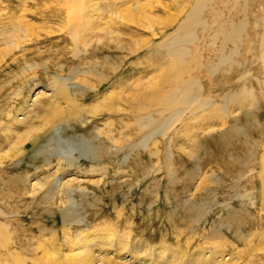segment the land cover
Returning a JSON list of instances; mask_svg holds the SVG:
<instances>
[{"label":"rangeland","instance_id":"1","mask_svg":"<svg viewBox=\"0 0 264 264\" xmlns=\"http://www.w3.org/2000/svg\"><path fill=\"white\" fill-rule=\"evenodd\" d=\"M66 1L0 0V221L25 263L37 239L53 264H264V0H91L77 42Z\"/></svg>","mask_w":264,"mask_h":264},{"label":"bare ground","instance_id":"2","mask_svg":"<svg viewBox=\"0 0 264 264\" xmlns=\"http://www.w3.org/2000/svg\"><path fill=\"white\" fill-rule=\"evenodd\" d=\"M65 3L67 5V11H66V14L65 15H66V18L68 20L69 27H71V28L73 27V29H75L72 38H73V40L75 42H77L79 40V37L81 36L80 35L81 30H83V29L88 30V28L93 24V21L90 20V17H91V15H92L93 12H96L97 9H99V6L100 5L98 6V4L92 3L91 0H73V1L68 0ZM73 8H80L81 9V11H79V13H78V17L76 19V22H74L73 19H72L73 22L70 20L71 17H70V14L69 13L71 12V10ZM199 10L200 9L198 8V12H199ZM44 18H46V16ZM16 30L18 32L19 31L21 32V28L20 27H16L14 30L12 29L13 33ZM184 38L185 39H189V40L191 39V37H188L187 35H185ZM9 40H10L9 38L7 40L4 38V40L2 39V42L3 43H8ZM180 41H181V39L178 38L176 40V42L172 44L171 47H173L174 45H176ZM182 41H184V40L182 39ZM179 44H181V43H179ZM179 44H178V46H179ZM171 53H172L171 55L175 56L174 54L175 53L178 54V51L176 49H172ZM176 58L177 57H173V59H176ZM59 81L60 80H58L57 78H55V79H53V82L51 83L52 88H53V91L51 93V97L53 98V101L57 102L59 100H64V99H69V98L71 99V97H70V95H69L66 87H64L63 85H61V83L59 84ZM170 90H172V91H170ZM170 90H169L170 92L168 91V92H165V93H163V92L160 93L162 95V97H163V100L161 99L162 97L160 99H161V101H164L163 104H162V106L164 108H167L168 110L174 109V108L176 109V107L182 106V105H185V104L187 105L190 102V100L192 99V98H190L189 94L186 91H183L182 92V89L179 86L176 89H174V90L172 88ZM110 93H111V90H110ZM37 102H38V96L33 100L34 106L37 105ZM47 106L53 107L52 104L47 105ZM160 107H161V105H160ZM175 109H174V111H175ZM161 110H162V108H160V110L156 111L155 115H157V118H155V116H153L154 113H143V114L142 113H139L140 115L138 117V125L141 126V127H145L147 125L153 124L156 121L162 120L163 119V112L164 111H161ZM16 112H18V114H19L20 112H22V110H17ZM3 114H6L5 117L10 118V120H12V122H14V123H19V122L21 123V121L23 120V119H21L19 117L18 114L16 116L11 115L10 112H8V113L4 112ZM7 128H8L7 126L4 127L3 128V131H7ZM43 129L46 130L45 127ZM28 135L32 136L31 134H28ZM38 138H39V136L32 137L31 138L32 141H33L32 143H34ZM60 168L61 167L58 166L56 168V171H59ZM35 186H36L35 184L32 185L33 188H35ZM33 191H34V189H33ZM29 192H31V191H29ZM29 192H25L24 195L29 194ZM30 194H31V196L34 195L33 192H31ZM2 213L3 212L0 211V216L2 215ZM8 228L9 227H8L7 224H5L4 222L0 221V251H2V253L4 252L12 260L14 259L15 260L14 261L15 264H26L25 263V258H23L22 254H21V249L22 248L20 247L21 246V242H19V240H18L19 238L17 239L15 237L14 231H12V232L11 231H8L7 230ZM106 235L108 237V240H110V241L113 240V235H111L109 232L106 233ZM33 244L35 246H34V248L32 250L34 252V255L31 258V263L32 264H40L41 261H45V262H48L50 264H53L51 262L54 260L53 259L54 258V252H53L54 244H50V246H49L50 248H49V247H47L45 245L44 240H37V239L35 240V243H33ZM101 250L102 249H100L99 251H101ZM104 251H107V250H104ZM215 255H216V253L210 252L209 253V256L207 258L208 259L209 258L210 259L211 258H214V257H216ZM107 257H108V255H107ZM180 257L183 258L184 255H181ZM65 258H66V262L68 264H124L123 262H120V261L119 262H116V260L114 259V257L103 258L100 261H97L96 259L99 258V257L96 258V255L95 254L84 253V252H83V254L74 253L72 251V249L65 256Z\"/></svg>","mask_w":264,"mask_h":264}]
</instances>
